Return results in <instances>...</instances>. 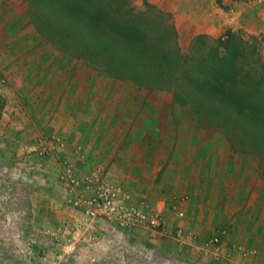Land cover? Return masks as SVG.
<instances>
[{"label": "crops", "instance_id": "crops-1", "mask_svg": "<svg viewBox=\"0 0 264 264\" xmlns=\"http://www.w3.org/2000/svg\"><path fill=\"white\" fill-rule=\"evenodd\" d=\"M178 1L182 10L167 8L168 0L153 2L173 13L176 33L181 27L191 38L215 39L225 31H242L262 41L264 57V0H220L223 8L215 0ZM8 2L0 6L3 38L15 35L8 34ZM19 38L24 39L14 40ZM56 59L35 42L0 44V79L10 84L8 92L0 89V97L8 100L0 107L2 137L28 151L51 135L61 137L60 151L47 158L71 165L79 180L75 194L89 195L81 183L96 171L119 185L128 203L159 214L168 226H181L193 238L182 243L144 228L89 221L66 204L69 194L57 181L60 170L53 184L42 171L43 186L28 184L12 200L13 216L3 223L0 218V229L9 227L0 230L2 264H32L27 253L53 250L54 240L45 230L57 235L59 256L77 257L74 264H264L260 163L226 153L223 142L214 155L210 143L194 144L193 130L181 129L190 118L178 121L164 108H146L144 96L126 84L82 72L75 60ZM35 174L28 173L31 181ZM10 184L15 191L20 185L17 179ZM215 236L218 243L205 246Z\"/></svg>", "mask_w": 264, "mask_h": 264}, {"label": "trees", "instance_id": "trees-1", "mask_svg": "<svg viewBox=\"0 0 264 264\" xmlns=\"http://www.w3.org/2000/svg\"><path fill=\"white\" fill-rule=\"evenodd\" d=\"M27 2L50 46L116 79L171 92L231 150L252 154L264 167V59L256 37L197 35L182 53L169 15L146 1L142 11L122 0Z\"/></svg>", "mask_w": 264, "mask_h": 264}, {"label": "rangeland", "instance_id": "rangeland-1", "mask_svg": "<svg viewBox=\"0 0 264 264\" xmlns=\"http://www.w3.org/2000/svg\"><path fill=\"white\" fill-rule=\"evenodd\" d=\"M11 4V16H10V29L8 30V34H15V35H7V37L3 38L2 35H0V44H15V43H24L25 42H35L36 45L42 44L43 46H47L49 50V54H53V58L61 59V60H69L73 63V60H75L82 70V72L85 73H93L94 75H106L104 72L98 70L95 66L91 65L88 61L84 59H78L75 57H71L69 54L62 53L58 49L50 46L49 43H47L42 35H40L35 28V24L32 22L31 17L28 13V2L27 0H8ZM124 2H127L128 4H131L134 6V11H142L144 10L143 1L148 2L149 4L155 6L159 10H161L163 13H166L170 17V22L173 23V13L170 11H167L165 9H162L163 7H159L158 5L154 4V0H122ZM205 1V0H204ZM4 4V0H1V7ZM222 8L224 6H221ZM167 8L173 9L176 8V10H182L184 7L179 5L178 0H168ZM13 11V12H12ZM6 20L2 19L1 28L4 30V22ZM174 24V23H173ZM5 31V30H4ZM226 32V31H225ZM223 33V35L225 34ZM243 34L244 37L249 36L246 35L244 32L239 31ZM177 42L178 46L182 53H186L188 50V45L191 38L190 34L186 35L185 30H181V27L177 29ZM19 38V41L14 40L16 37H22ZM13 39L10 43L8 42L9 39ZM210 38V37H209ZM8 39V40H7ZM213 39V38H211ZM262 41L259 40V51L261 57H263V45L261 44ZM49 56V55H48ZM56 59V60H57ZM69 62V64H71ZM66 63V62H65ZM110 78L111 84H115V81H120L123 84H126L128 89H130L133 92H136L137 94H140V96H144L145 106L146 108L154 107V108H164L168 110L171 117H174V113L176 114V117L178 121L180 119H185L189 122L186 125V128H182L184 130H193V143L195 144V141H207L208 144L210 143L211 146H207L210 151L213 152L215 155L217 151H221L222 142L225 145V152L228 153L227 149L229 150V153H232V155L238 154L237 151L231 150L228 145L226 144L223 135L218 132L217 130L209 127L204 120L200 119V117L196 116L194 112L191 110V108L188 105H179L176 103L172 97V93L168 92L166 90H158V89H147L144 87H138L131 82L125 81V80H119L116 79L110 75H107ZM9 80V78H8ZM10 81V80H9ZM11 82V81H10ZM13 84V83H12ZM10 85V84H9ZM9 85L7 86L6 79L3 77L0 79V89H2L4 92H8ZM130 91V92H131ZM1 94V93H0ZM8 100L6 99V96L0 97V107L2 105H7ZM136 105V103H133ZM2 108V107H1ZM182 122V121H180ZM179 122V123H180ZM183 123V122H182ZM184 133V132H183ZM188 137V136H187ZM54 139L60 140L59 145L58 143L54 142ZM64 140L56 135H51L48 138V141L38 144L37 147H34L32 150H27L25 147H16L15 145H12L8 140H5L2 137V134H0V218L2 220V223L5 222L7 219L10 218V216H13V213L11 210L14 205V201H12L14 198L19 197V194H24L25 188H27L28 184L32 187V184L36 185L37 187L43 186L41 184L42 177L41 172L43 171L45 175H49L52 178V184L55 183V175L57 174L58 169L59 174L63 169V164L61 163L63 160H49V157L51 153L57 154L60 151V148L63 144ZM183 140L181 141V145L183 144ZM61 144V145H60ZM204 148V147H203ZM244 156L246 161L250 160V157L255 159L258 163V159L254 157L252 154L245 152L241 154ZM71 167L70 164L67 163ZM97 170V169H95ZM36 173L33 177V180H30V176H28L29 172ZM96 172V171H94ZM8 174L15 177L13 179H8ZM38 174V175H37ZM17 179V183L20 185L16 187V191L12 189V186H15V184H10L12 181L14 182ZM58 181V179H57ZM117 185V184H116ZM119 186V185H118ZM20 188V189H19ZM30 188V187H29ZM31 189V188H30ZM53 189V188H52ZM13 195V196H12ZM14 209V208H13ZM151 213V212H150ZM4 220V221H3ZM3 226V225H2ZM8 229L9 227H5ZM3 227H1V231H4ZM180 228L181 230H184L181 226H168L167 223H165L164 230H161L160 236L162 237H168L169 239H173V235L175 233V230ZM44 235L52 236V240H54V244L51 246L53 250H42L40 252L36 251H30V253H27V259H30L32 261V264H74L77 263V257H71V253L69 255H66L64 257L59 256L57 253V250H62V248L59 246L57 235L53 234L50 230H45ZM36 249V248H34ZM70 252V251H68ZM38 257V261L37 258ZM88 262V261H87ZM86 263V262H85ZM0 264L1 261H0Z\"/></svg>", "mask_w": 264, "mask_h": 264}, {"label": "built area", "instance_id": "built-area-1", "mask_svg": "<svg viewBox=\"0 0 264 264\" xmlns=\"http://www.w3.org/2000/svg\"><path fill=\"white\" fill-rule=\"evenodd\" d=\"M59 141L54 139L55 143ZM61 163L63 169L58 176V182L69 194L66 204L85 219L106 221L124 230L132 228H144L155 232L164 230L165 222L159 214L150 213L143 207L128 203V195L123 192L121 187L104 180L100 173L93 172L86 176L81 183L91 191L89 195L75 194L74 190L79 186V180L72 175L71 167L65 161ZM177 217H182V213L177 212ZM192 238V234L185 233L180 228L176 229L173 235L174 240L182 243ZM217 243L218 237L215 236L208 239L205 246H214Z\"/></svg>", "mask_w": 264, "mask_h": 264}]
</instances>
